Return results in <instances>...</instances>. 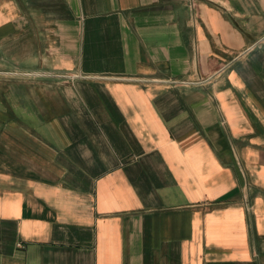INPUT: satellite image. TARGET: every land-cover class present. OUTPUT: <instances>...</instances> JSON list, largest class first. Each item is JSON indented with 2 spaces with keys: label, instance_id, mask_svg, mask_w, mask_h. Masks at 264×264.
Returning a JSON list of instances; mask_svg holds the SVG:
<instances>
[{
  "label": "crops",
  "instance_id": "obj_1",
  "mask_svg": "<svg viewBox=\"0 0 264 264\" xmlns=\"http://www.w3.org/2000/svg\"><path fill=\"white\" fill-rule=\"evenodd\" d=\"M0 264H264V0H0Z\"/></svg>",
  "mask_w": 264,
  "mask_h": 264
}]
</instances>
